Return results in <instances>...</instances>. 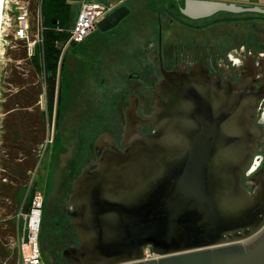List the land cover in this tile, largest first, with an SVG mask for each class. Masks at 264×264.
Segmentation results:
<instances>
[{
  "label": "water",
  "instance_id": "1",
  "mask_svg": "<svg viewBox=\"0 0 264 264\" xmlns=\"http://www.w3.org/2000/svg\"><path fill=\"white\" fill-rule=\"evenodd\" d=\"M264 15V9L185 0L179 13ZM129 15L125 6L99 20L106 32ZM149 120L125 112L121 149L101 134L96 160L71 184L67 215L78 245L66 264H264V137L254 114L262 93L221 82L201 64L161 71ZM156 128L138 133L139 124ZM106 144L100 147V142ZM253 165L251 166V164ZM244 175L249 176L244 182ZM150 249L155 259H145Z\"/></svg>",
  "mask_w": 264,
  "mask_h": 264
},
{
  "label": "rangeland",
  "instance_id": "2",
  "mask_svg": "<svg viewBox=\"0 0 264 264\" xmlns=\"http://www.w3.org/2000/svg\"><path fill=\"white\" fill-rule=\"evenodd\" d=\"M77 1L91 0H70L74 9ZM112 1L116 3L118 0ZM162 1L163 5L168 4V1ZM229 1L248 7L251 0ZM151 2L152 0H123L119 6L127 7L129 15L116 27L106 32L94 29L80 44L73 47L74 49L69 45L63 49V54L66 55L65 74L66 77L72 76L73 82L68 92L67 89L64 90L65 105L60 127L56 131L60 149L55 158L51 190L48 193L50 204L56 202L57 210L64 206L70 194L71 181L80 173L77 172L78 169L81 170L85 163L93 158L92 147L96 138L103 133L110 135L112 132L114 136L117 135L116 129L120 128L122 112L126 106V95L130 88L134 87L135 81L139 80L141 83V57L147 54L145 46L148 40L152 39L157 25L156 14L149 13L146 8L147 3L154 6ZM107 8L109 13L115 9L112 10V7L108 6ZM35 13V0H3L0 25V104L2 95L8 94L13 88L6 83L11 70L20 72L25 67L23 61H15L14 58L21 50L20 40L31 43V40L36 38ZM253 15L257 14L237 16ZM241 24H216L201 33L179 25H166L165 29L169 27V31L171 28L170 32H166V36H177V41L180 42L188 43L191 38L205 37L210 40L209 43H215L229 36L228 33L240 38L244 32L251 30L250 23ZM25 25L26 32L20 37L18 30L25 29ZM153 52L147 54V60L153 61ZM4 118L0 106V181L5 174L1 168L9 159V156H3L8 147V144L5 146L3 143ZM49 135L47 138L46 132L45 141L52 139V132ZM53 151L54 146L51 143L44 151H38L35 181L42 191H46L49 181L48 172ZM12 215L13 209L9 200L0 197V242L7 245L8 249L13 245V239L9 232L4 235V230L9 228L7 222Z\"/></svg>",
  "mask_w": 264,
  "mask_h": 264
},
{
  "label": "trees",
  "instance_id": "3",
  "mask_svg": "<svg viewBox=\"0 0 264 264\" xmlns=\"http://www.w3.org/2000/svg\"><path fill=\"white\" fill-rule=\"evenodd\" d=\"M154 1L151 2L154 6L150 3L146 4L149 13H155L160 5V0L156 3ZM181 7H183L182 3L177 5L179 15ZM35 12L36 38L31 40L34 43L31 53L28 52L30 42L20 40L21 50L14 60L23 61L25 67L20 72L11 70L6 83L13 88L8 94L2 95L3 100L0 104L5 115L2 126L3 143L5 146L8 144L3 156H9L1 168L5 174L0 181V197L8 199L13 209L12 218L7 222L9 228L4 230V235L9 232V236L12 238L15 236L16 228H20L16 218L17 213L22 211L28 214L36 194L41 193L43 204L39 245L42 260L44 264H66L61 257V251L68 246V243L76 241L75 235L69 234L71 236L67 239L60 240L58 235L61 231L68 234V228L50 227L52 215L49 213L52 214L57 209V203L48 204L50 200L48 193L51 190L50 182L55 158L60 149L56 131L60 127L65 105L64 90L67 89L68 92L73 82V77H66L65 74L66 55L63 54V49L66 45L72 48L78 45L69 42L68 33L78 12L68 0H35ZM46 132L47 138L51 132L53 134L49 144H53L54 151L48 172L47 188L46 191H42L35 181V175L39 159L38 151L40 152V146L45 143ZM77 172L80 170L78 169ZM55 231L59 234H55ZM57 239L63 242V247L51 245L50 241ZM14 255V251L0 242V264L7 260L12 263ZM51 256L54 258L52 261Z\"/></svg>",
  "mask_w": 264,
  "mask_h": 264
},
{
  "label": "flooded vegetation",
  "instance_id": "4",
  "mask_svg": "<svg viewBox=\"0 0 264 264\" xmlns=\"http://www.w3.org/2000/svg\"><path fill=\"white\" fill-rule=\"evenodd\" d=\"M166 1H168L166 5H163L161 0L159 2L160 5L155 12L157 25L152 35L154 38L152 37V39H149L147 46H145L147 54L154 51L153 61L147 60V54L141 57V83L139 80L135 81L134 87H131L126 95V106L122 112V123L120 128L116 129L117 135L114 136L112 132V135L108 134L114 139V147L122 151L120 143L125 126V112L130 105H134L135 114L139 120H149L151 118L156 102L155 87L162 78L161 71H189L196 64H201L206 67L208 71L218 77L221 82L227 80L234 84L242 82L246 83L248 88L253 87L255 90H259L262 96L257 102L254 119L256 124L260 125L264 132V15L238 17L237 15L251 14H228L220 12L208 18L190 20L177 13V5L181 3L183 5L185 0H165L163 2ZM247 22L251 24V30L244 32L240 38H236L234 35L228 33L229 36L215 43H209L208 41L210 40H206L205 37L200 39L191 38V42L188 43L180 42L177 41V36H173L172 34H169L172 35V37L166 36V32H170L171 28L169 31L167 30L169 27L165 29L166 25H179L180 27L201 33L216 24L225 25L227 23L242 25L241 23ZM137 130L138 133L142 135H148L154 133L156 128L141 123ZM100 144V147H102L106 142L101 141ZM92 154L93 158L87 161L83 167L96 160L94 145L92 147ZM256 157L257 160L255 163H258L256 170H258L259 167L264 164V137L261 140V146ZM252 165L253 163L251 166ZM77 176L74 177L73 180L76 179ZM248 177L249 176L244 175L243 181L245 182ZM69 190L71 194V185ZM69 195L67 196L64 206L60 210L55 209L52 214L49 213V215H52L50 219L51 228H68V234L62 231L59 234L58 231H55V234H59L58 236L60 238L58 239L63 240L67 239L68 236L75 235L76 241L68 243L66 248L78 245L77 233L71 227L70 217L67 215L69 210H72L67 209ZM49 203L48 201V204ZM45 219L47 218L45 217ZM58 239L51 240V245L54 247L57 245L59 248L63 247V242ZM148 251L151 252L150 249H148ZM155 258L157 257L154 255L151 259ZM50 260H54L53 256L50 257Z\"/></svg>",
  "mask_w": 264,
  "mask_h": 264
},
{
  "label": "built area",
  "instance_id": "5",
  "mask_svg": "<svg viewBox=\"0 0 264 264\" xmlns=\"http://www.w3.org/2000/svg\"><path fill=\"white\" fill-rule=\"evenodd\" d=\"M109 13L107 7L98 4H83L77 14L72 28L69 30V42L80 44L83 39L88 36L94 29L96 23L104 18ZM23 19V18H21ZM18 30L20 37L24 35L27 29ZM33 42L28 45V52L31 53ZM46 140L40 149L44 151L46 145L49 144ZM40 150V151H41ZM42 204L43 196L41 193L36 194L32 203L31 210L28 214L19 211L16 215L17 221L20 223V228H16V234L12 238L13 245L10 250L14 251L13 262L9 260L1 264H44L41 256L39 245V234L41 229L42 219ZM145 259H151L154 256L148 250L144 251Z\"/></svg>",
  "mask_w": 264,
  "mask_h": 264
},
{
  "label": "crops",
  "instance_id": "6",
  "mask_svg": "<svg viewBox=\"0 0 264 264\" xmlns=\"http://www.w3.org/2000/svg\"><path fill=\"white\" fill-rule=\"evenodd\" d=\"M123 0H118L116 3H113L112 0H91V1H77L75 6V11L79 12L81 6L83 4H98V5H102V6H108V7H112V10L118 6L119 4H121ZM217 1H222V2H227V3H232L229 0H217ZM68 2L70 3V0H68ZM250 5H247L248 7H258L261 9H264V0H260V1H255V0H251L249 1ZM71 4V3H70ZM72 5V4H71ZM72 7H74V5H72Z\"/></svg>",
  "mask_w": 264,
  "mask_h": 264
},
{
  "label": "bare ground",
  "instance_id": "7",
  "mask_svg": "<svg viewBox=\"0 0 264 264\" xmlns=\"http://www.w3.org/2000/svg\"><path fill=\"white\" fill-rule=\"evenodd\" d=\"M2 7H3V0H0V25H1V17H2Z\"/></svg>",
  "mask_w": 264,
  "mask_h": 264
}]
</instances>
